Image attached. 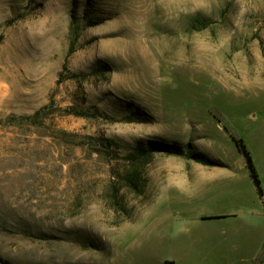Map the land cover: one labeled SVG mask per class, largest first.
Returning <instances> with one entry per match:
<instances>
[{
	"label": "rangeland",
	"instance_id": "rangeland-1",
	"mask_svg": "<svg viewBox=\"0 0 264 264\" xmlns=\"http://www.w3.org/2000/svg\"><path fill=\"white\" fill-rule=\"evenodd\" d=\"M169 261L264 264V0H0V264Z\"/></svg>",
	"mask_w": 264,
	"mask_h": 264
},
{
	"label": "trees",
	"instance_id": "trees-1",
	"mask_svg": "<svg viewBox=\"0 0 264 264\" xmlns=\"http://www.w3.org/2000/svg\"><path fill=\"white\" fill-rule=\"evenodd\" d=\"M232 140L234 141L239 153L242 155V157L245 161L246 168H247L249 175H250V178L252 180V183L256 189L258 196H260V198H261L263 196V192H262V188H261V184H260L258 174H257L256 169L254 167V164L252 162L251 156H250L248 150L246 149V146L243 143L241 138L236 139L235 137L232 136Z\"/></svg>",
	"mask_w": 264,
	"mask_h": 264
},
{
	"label": "crops",
	"instance_id": "crops-1",
	"mask_svg": "<svg viewBox=\"0 0 264 264\" xmlns=\"http://www.w3.org/2000/svg\"><path fill=\"white\" fill-rule=\"evenodd\" d=\"M164 264H174L173 262H164Z\"/></svg>",
	"mask_w": 264,
	"mask_h": 264
},
{
	"label": "bare ground",
	"instance_id": "bare-ground-1",
	"mask_svg": "<svg viewBox=\"0 0 264 264\" xmlns=\"http://www.w3.org/2000/svg\"><path fill=\"white\" fill-rule=\"evenodd\" d=\"M151 41V40H150ZM147 44V43H146ZM144 58V57H143ZM136 61V60H135ZM157 63V62H156ZM258 81V80H257ZM254 82V81H253ZM253 82H252V84H253ZM261 84V83H260ZM247 85V84H246ZM258 85V84H257ZM234 87V86H233Z\"/></svg>",
	"mask_w": 264,
	"mask_h": 264
}]
</instances>
